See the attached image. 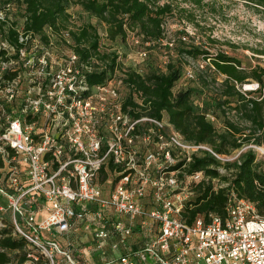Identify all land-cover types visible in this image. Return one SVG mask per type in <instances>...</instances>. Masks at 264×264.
I'll return each mask as SVG.
<instances>
[{
    "label": "built area",
    "instance_id": "1",
    "mask_svg": "<svg viewBox=\"0 0 264 264\" xmlns=\"http://www.w3.org/2000/svg\"><path fill=\"white\" fill-rule=\"evenodd\" d=\"M8 25L0 13V230L9 214L34 264H85L61 241L80 228L98 264H264V217L233 189L225 218L185 215L194 186L210 179L183 169L194 156L222 155L147 115L142 96L125 110L114 78L90 86L100 64L54 42L69 31L46 29L45 42L17 29L14 44Z\"/></svg>",
    "mask_w": 264,
    "mask_h": 264
},
{
    "label": "trees",
    "instance_id": "2",
    "mask_svg": "<svg viewBox=\"0 0 264 264\" xmlns=\"http://www.w3.org/2000/svg\"><path fill=\"white\" fill-rule=\"evenodd\" d=\"M15 1L24 6V31L42 36L45 42H48L46 29H51L57 36L69 31L70 43L67 49L78 55L82 62L94 59L100 64H96L94 71L87 75L90 86L103 85L118 71L122 72L123 81L129 91L125 110L128 106H131L132 110L139 106L134 101V94L142 96L146 105L142 108L147 110V115L160 120L167 116L168 121L186 141L209 145L220 155L228 156L246 144L264 145V68L258 67L248 71L236 58L224 52L212 54L209 50L200 47L192 46L191 49L181 51L182 55L192 59L202 58L210 61L206 64L207 67L201 66L203 69L201 72L213 68L214 74L224 77L222 88L211 95L212 103L224 117L225 130L220 132L209 120L207 113L198 111L194 106L192 96L195 90L174 92L176 84L186 75V72L183 73L181 62L169 60L165 72L155 70L145 74L139 73L135 68H125L122 56L111 51V48L102 46L96 27L91 24L72 27L71 15L68 13L71 4L78 5L89 15L106 24L109 40L125 39L129 31H137L142 36V42L149 45L160 43L165 38L164 17L173 11L171 3L160 5L161 0ZM184 1L196 5L202 3V0ZM242 1L264 9V0ZM14 24L8 28V37L17 44L15 38L17 24ZM180 40L184 42L185 37H180ZM142 48L147 54L143 60L148 62L150 58L148 49L143 45ZM258 54L264 55V51H259ZM247 79H253L258 83L259 91H255L259 92L258 97H252V92L243 93L240 90L239 87H242ZM209 85L207 81L202 84L204 87ZM229 112L235 113L237 121L229 118ZM256 159L252 149L243 153L234 162L220 161L210 153L194 156L183 172L186 174L202 172L210 180L194 186L195 198L187 206L185 214L189 221L198 216L208 217L210 214L225 218L228 193L231 189L234 190L237 198L253 204L259 215L264 217V169L258 165ZM2 166L0 162V168ZM182 166L183 164H179L176 168ZM220 168L225 169L228 175L222 174ZM214 179L228 183V186L215 191ZM4 219L7 227L0 230V264H11L13 259L19 256L18 252L26 249L20 259V262L24 263L29 253L27 249L31 247L25 239L14 234L10 215H4ZM14 254L15 257L12 256Z\"/></svg>",
    "mask_w": 264,
    "mask_h": 264
},
{
    "label": "rangeland",
    "instance_id": "3",
    "mask_svg": "<svg viewBox=\"0 0 264 264\" xmlns=\"http://www.w3.org/2000/svg\"><path fill=\"white\" fill-rule=\"evenodd\" d=\"M164 3L173 5V11L164 17L165 38L160 43L149 45L142 42V36L137 31H129L125 39L109 40L106 24L89 15L78 5L71 4L68 13L74 19V22H71L72 27L86 24L96 27L101 37L102 46L119 53L125 68H135L139 73L145 74L155 70L165 72L169 60L181 62L183 73L186 72V75L176 84L174 92L195 90L192 96L194 106L200 112L205 111L217 130L222 132L225 130L224 117L212 103L211 95L222 88L221 83L224 77L214 74V69L211 67L210 70L201 72L203 70L201 66L207 67L206 64L210 61H205L202 58L192 59L182 55L181 51L191 49L192 46L200 47L209 50L212 54L224 52L240 60L248 71L258 67L264 68V55L258 54L259 51H264V9L242 0H202L199 5L184 0H161L159 2L160 5ZM0 13L9 19L7 30L12 25L14 26V23L17 24L18 30H24V6L19 2L0 0ZM182 36L185 37L184 42L180 40ZM54 42L66 50L70 40L57 37ZM142 45L148 49L147 53L150 54L148 62L139 56L140 51L145 50ZM188 71H192L193 78H188ZM122 76V72L118 71L113 78L121 85L120 92L126 95L129 91L124 87V84H120ZM204 81L210 84L209 87L202 86ZM239 88L243 93L252 92V97L259 96V92H255L259 91V85L253 79H247ZM228 115L231 120L237 121L234 112H229ZM167 120L166 116L165 121ZM250 149L255 152L258 165L264 169V145L246 144L230 155L222 156L226 160L225 162H234ZM220 172L228 175V172L223 168H220ZM4 202L7 203V201L0 199V204ZM61 241L63 244L74 242L76 244L75 250H72L73 247L71 246L68 248L72 252H76V255H80V260L85 264H98V260L94 257L92 235L89 231L80 228L75 235L69 239L62 238ZM25 251L26 249L19 251L18 257H15V254L12 255L15 258L11 264H34L32 257H36L38 254L32 248L27 249V253L29 252L27 260L24 263L20 262ZM202 264L205 263L202 262Z\"/></svg>",
    "mask_w": 264,
    "mask_h": 264
},
{
    "label": "crops",
    "instance_id": "4",
    "mask_svg": "<svg viewBox=\"0 0 264 264\" xmlns=\"http://www.w3.org/2000/svg\"><path fill=\"white\" fill-rule=\"evenodd\" d=\"M94 257L98 260V262H101L99 259V257H100V255H99V253L98 252H95L94 253ZM99 258V259H98Z\"/></svg>",
    "mask_w": 264,
    "mask_h": 264
}]
</instances>
